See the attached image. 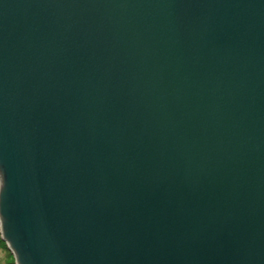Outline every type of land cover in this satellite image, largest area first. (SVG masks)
<instances>
[{"label": "water", "instance_id": "1", "mask_svg": "<svg viewBox=\"0 0 264 264\" xmlns=\"http://www.w3.org/2000/svg\"><path fill=\"white\" fill-rule=\"evenodd\" d=\"M0 238L264 264V0H0Z\"/></svg>", "mask_w": 264, "mask_h": 264}, {"label": "rangeland", "instance_id": "2", "mask_svg": "<svg viewBox=\"0 0 264 264\" xmlns=\"http://www.w3.org/2000/svg\"><path fill=\"white\" fill-rule=\"evenodd\" d=\"M0 264H14V258L0 238Z\"/></svg>", "mask_w": 264, "mask_h": 264}]
</instances>
